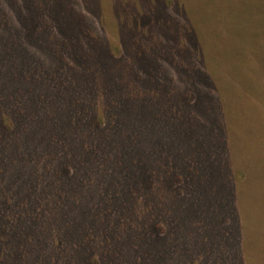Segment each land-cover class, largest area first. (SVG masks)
<instances>
[{
    "label": "rangeland",
    "instance_id": "1",
    "mask_svg": "<svg viewBox=\"0 0 264 264\" xmlns=\"http://www.w3.org/2000/svg\"><path fill=\"white\" fill-rule=\"evenodd\" d=\"M14 134L0 191L59 244L0 264H264V0H0Z\"/></svg>",
    "mask_w": 264,
    "mask_h": 264
},
{
    "label": "trees",
    "instance_id": "2",
    "mask_svg": "<svg viewBox=\"0 0 264 264\" xmlns=\"http://www.w3.org/2000/svg\"><path fill=\"white\" fill-rule=\"evenodd\" d=\"M74 19H77V16H73ZM183 73V72H181ZM181 75V74H179ZM188 95V94H187ZM22 129V128H21ZM20 133H23L20 131ZM25 137V136H24ZM24 137H21L20 139L17 138V135L14 134L12 146L14 150H17V154L11 155V157L7 158L6 153L4 152L2 155H0V178L2 177V173L5 169L8 170V167L11 168V172L13 173V168L18 170L17 174H14L17 177H20V170L18 166V161L19 159H22L23 163H34L33 159L29 157V161L27 162L28 157L21 158V154H24L26 151V142L23 140ZM20 142V143H19ZM25 142V143H24ZM11 144V142H7ZM94 149L90 148V153H92ZM100 156V155H99ZM102 157V155H101ZM109 161V159H107ZM25 175V173L23 171ZM32 174H35V171L30 172ZM8 175V174H7ZM3 178V177H2ZM12 176L8 175L7 178L5 179L10 182ZM19 180V179H18ZM16 180V181H18ZM19 183H22L21 181H18ZM22 185V184H21ZM13 192V191H12ZM58 198V196L56 195ZM13 201L11 195H7L4 192L2 193L0 191V246H38L37 245V238L35 236V233L37 237L43 242L41 243L43 246H58V241L55 239V232L58 229H53V226L50 225V220L53 219L55 216L58 215V213L54 210L52 213V216L47 217L43 219V222H39V215L42 213L41 207H37L36 205H39L38 201L36 200V205L32 202H28L27 208H30V212L28 213L27 211L24 212L23 205H15V203H11ZM51 205H53L51 203ZM14 206V207H13ZM35 207V210L33 208ZM47 206V204H46ZM54 206V205H53ZM103 208H99V212H101L103 215H106V213H110V205L105 204L103 205ZM12 208L14 210V214L9 215V211H12ZM107 208L105 212H102V209ZM13 212V211H12ZM32 213V215H31ZM108 216V215H107ZM20 218V221L23 223L20 225V230L25 231V230H30V232H22L24 236H21V234L18 236L15 234L16 233V226L13 224L7 222V219L14 220ZM111 226V224H110ZM111 230V228H109ZM151 232H153L157 236V231L155 232L154 227L150 228ZM32 235H31V234ZM32 236V238L30 237ZM22 238L24 239L25 242H22ZM139 264V263H138Z\"/></svg>",
    "mask_w": 264,
    "mask_h": 264
}]
</instances>
